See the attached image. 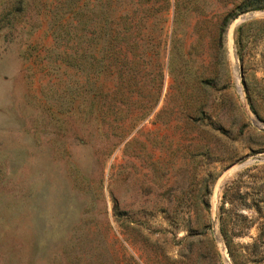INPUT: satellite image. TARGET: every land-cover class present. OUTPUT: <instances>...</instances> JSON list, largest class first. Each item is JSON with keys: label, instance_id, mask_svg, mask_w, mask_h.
Segmentation results:
<instances>
[{"label": "rangeland", "instance_id": "1", "mask_svg": "<svg viewBox=\"0 0 264 264\" xmlns=\"http://www.w3.org/2000/svg\"><path fill=\"white\" fill-rule=\"evenodd\" d=\"M8 4L0 264H264V0Z\"/></svg>", "mask_w": 264, "mask_h": 264}, {"label": "trees", "instance_id": "2", "mask_svg": "<svg viewBox=\"0 0 264 264\" xmlns=\"http://www.w3.org/2000/svg\"><path fill=\"white\" fill-rule=\"evenodd\" d=\"M22 1L24 0H8L9 4L6 6V12L9 13V12H13L12 10L16 7V5H20L22 4ZM232 256V254H231Z\"/></svg>", "mask_w": 264, "mask_h": 264}, {"label": "water", "instance_id": "3", "mask_svg": "<svg viewBox=\"0 0 264 264\" xmlns=\"http://www.w3.org/2000/svg\"><path fill=\"white\" fill-rule=\"evenodd\" d=\"M240 19L241 20H245L246 17H241ZM255 160H264V157L258 156V157L255 158ZM251 161H252V159H245V160L237 163L235 166L239 167V166L245 165V164H247V163H249Z\"/></svg>", "mask_w": 264, "mask_h": 264}]
</instances>
